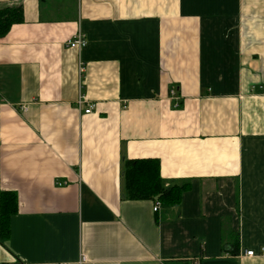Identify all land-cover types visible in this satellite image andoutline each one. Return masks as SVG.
<instances>
[{"label":"crops","instance_id":"obj_1","mask_svg":"<svg viewBox=\"0 0 264 264\" xmlns=\"http://www.w3.org/2000/svg\"><path fill=\"white\" fill-rule=\"evenodd\" d=\"M0 5L25 18L0 38V264H264V0ZM138 158L190 182L178 206L126 198Z\"/></svg>","mask_w":264,"mask_h":264},{"label":"trees","instance_id":"obj_2","mask_svg":"<svg viewBox=\"0 0 264 264\" xmlns=\"http://www.w3.org/2000/svg\"><path fill=\"white\" fill-rule=\"evenodd\" d=\"M24 9L22 6L0 5V38H3L14 24L24 22ZM123 192L132 200H155L164 207L178 206L184 191L190 188V182L181 185H168L160 172V161L157 158H138L125 161L122 171ZM17 194L14 191H1L0 193V239L5 242L10 237V222L17 213ZM225 250L232 256L239 254L238 240L233 239L227 244ZM233 263L230 259H202L199 264H226ZM168 264H192L179 260Z\"/></svg>","mask_w":264,"mask_h":264},{"label":"built area","instance_id":"obj_3","mask_svg":"<svg viewBox=\"0 0 264 264\" xmlns=\"http://www.w3.org/2000/svg\"><path fill=\"white\" fill-rule=\"evenodd\" d=\"M67 45L70 47V48H75V49H83L85 48V46L87 45V37H86V34L82 31V30H79L76 32V34L70 39L68 40V43ZM85 101V97L82 96V98L79 100V105L81 106ZM25 109V107H24ZM91 107L86 109L85 112L86 113H90L91 112ZM154 210L157 211L161 208V203L156 200L154 201ZM260 254L264 256V247L261 248L260 250ZM245 255H248V256H253L255 255V252L254 250H248ZM83 260L85 261L86 260V256H82Z\"/></svg>","mask_w":264,"mask_h":264},{"label":"water","instance_id":"obj_4","mask_svg":"<svg viewBox=\"0 0 264 264\" xmlns=\"http://www.w3.org/2000/svg\"><path fill=\"white\" fill-rule=\"evenodd\" d=\"M158 199H159V196H156V197H155V200H158Z\"/></svg>","mask_w":264,"mask_h":264},{"label":"rangeland","instance_id":"obj_5","mask_svg":"<svg viewBox=\"0 0 264 264\" xmlns=\"http://www.w3.org/2000/svg\"><path fill=\"white\" fill-rule=\"evenodd\" d=\"M62 2V1H61Z\"/></svg>","mask_w":264,"mask_h":264}]
</instances>
